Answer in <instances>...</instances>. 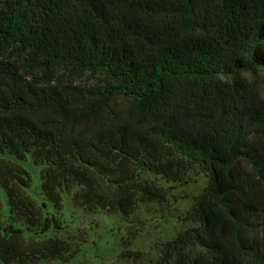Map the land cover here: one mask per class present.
<instances>
[{
	"label": "trees",
	"instance_id": "1",
	"mask_svg": "<svg viewBox=\"0 0 264 264\" xmlns=\"http://www.w3.org/2000/svg\"><path fill=\"white\" fill-rule=\"evenodd\" d=\"M27 155L53 212L72 193L129 215L163 196L143 172L196 168L193 225L156 264H264V0H0L5 264L69 251L56 237L29 249L15 227L59 228L26 193Z\"/></svg>",
	"mask_w": 264,
	"mask_h": 264
},
{
	"label": "rangeland",
	"instance_id": "2",
	"mask_svg": "<svg viewBox=\"0 0 264 264\" xmlns=\"http://www.w3.org/2000/svg\"><path fill=\"white\" fill-rule=\"evenodd\" d=\"M261 74L258 70L256 75ZM96 81L91 75L77 80L81 85H92ZM122 102L118 97L117 107ZM19 164L30 177L26 193L36 204L44 205V214H53L59 228L35 234L20 225L15 227L22 230V238L29 249L56 237L67 243L69 251L63 253L62 257L40 258L39 255H32L28 259L7 264H156L163 254L165 243L193 225L186 215L208 179L206 174L196 168L181 173L176 180L143 172L141 176L161 189L163 196L137 201L134 211L129 215L107 213L103 209L87 211L76 207L71 200L72 193H63L62 209L53 212L51 202L40 191V167L34 165L28 155ZM0 203V226L4 227L9 224V209L1 186ZM198 251L196 246L185 250L190 257ZM165 264H176V260L172 256Z\"/></svg>",
	"mask_w": 264,
	"mask_h": 264
}]
</instances>
